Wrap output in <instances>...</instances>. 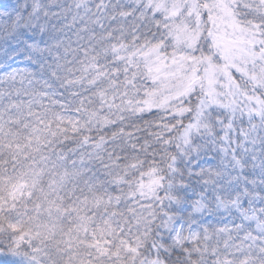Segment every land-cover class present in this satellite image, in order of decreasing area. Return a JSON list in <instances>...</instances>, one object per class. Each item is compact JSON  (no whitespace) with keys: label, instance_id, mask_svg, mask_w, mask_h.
<instances>
[{"label":"clouds","instance_id":"obj_1","mask_svg":"<svg viewBox=\"0 0 264 264\" xmlns=\"http://www.w3.org/2000/svg\"><path fill=\"white\" fill-rule=\"evenodd\" d=\"M0 264H264V0H0Z\"/></svg>","mask_w":264,"mask_h":264}]
</instances>
